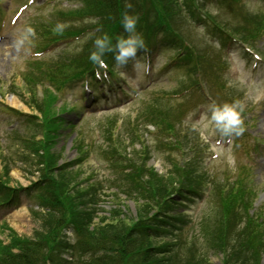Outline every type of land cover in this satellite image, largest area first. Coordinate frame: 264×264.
Masks as SVG:
<instances>
[{"label":"rangeland","instance_id":"obj_1","mask_svg":"<svg viewBox=\"0 0 264 264\" xmlns=\"http://www.w3.org/2000/svg\"><path fill=\"white\" fill-rule=\"evenodd\" d=\"M224 1L226 0H214L207 8L216 13L217 7L228 18L240 14L239 9L230 5V1ZM244 4L250 12L264 14L263 0H246ZM78 6L79 1L75 0H0V180L7 187L0 192V201L3 199V192L10 193V198L0 203V242L3 243H7L14 235L32 237L42 227L41 215L44 210L38 205L37 189L30 186V182L38 179L40 166L33 153L25 151L23 145L12 139V135L15 131L21 135L36 134L30 129L32 126L19 115L32 111L27 102L30 94L26 88L25 75L34 73L38 64H46L51 56L65 48L63 44L51 51L44 46L50 38L62 35L60 30L65 31L64 28L75 25L60 15ZM201 17L203 16H198V21L195 17H187L184 28L190 33L189 43L196 45L198 52L208 57L206 77L180 98H173L171 95L175 89L183 91L190 86L189 72L179 63L176 50L163 46L161 39L155 41L157 49L148 57L151 70L147 75L134 71V61L129 60L123 66L114 64L117 75L112 79L110 87L104 86V93L96 88L95 96L88 97L91 92L83 93L81 80L65 86L59 92L61 98L57 105H68L70 112L67 119L70 125L61 132L55 149L64 159H74L76 149L73 142L80 133L84 148L82 153L85 154L78 165L79 181L92 178L91 182L100 183L97 185L99 200L104 205L103 202L98 204L100 207L103 205L97 211L98 217H111V214H103V209L110 213L112 205L118 200L120 203L121 199H125L124 203L135 215L134 202L128 201L116 189H107L111 184H104V181L113 179L119 173L122 163L137 157L140 150L147 149L150 152L147 164L162 175H166L177 162L187 161V150L184 155L169 149V143L175 138L174 134L158 131L143 122L142 115L147 109L168 111L175 123V117H180V132L187 134V146L194 149L195 156L191 154L190 157H195L199 162L205 176L204 184L209 188L211 181L219 186L224 185L227 180L231 183L239 176L246 178L241 175H244L242 169L247 170L246 173L252 179L251 184L244 186L253 188L250 205L255 213L264 215V38L256 44L254 52L260 55V60H256L247 56L248 52L239 45L226 44L225 38L210 28ZM64 22L67 24L64 25ZM58 24L61 25L60 28H57ZM25 26H31L35 35L17 48L15 41ZM84 41L85 39H76L70 42L67 50L81 46ZM43 47L44 50H38ZM137 58L146 59L144 56ZM131 77L134 79H130ZM181 83L184 85L183 89ZM107 89L109 93H105ZM36 94L39 97L43 95L40 85L36 86ZM207 94L211 99L206 97ZM233 101H238L243 109L241 119L244 130L240 135L224 137L211 127H203L204 117L211 104ZM11 102L18 103L21 108L13 107ZM178 136L182 135L178 133ZM128 172L129 170H123L118 178ZM126 184L130 185L129 182ZM205 185L200 191L184 198L183 205L179 204L180 207L176 210L184 213L183 224L173 220L176 226L182 227L183 237L181 235V238L171 240L174 251H170L167 257L168 264H188L186 261L191 255H196V258L190 263L198 259L193 264H223L224 256L211 247L212 242L217 241L215 226L219 219L224 221V228L226 223V227L233 229L229 231V235L222 234L227 246H231L230 260L234 257L237 259L236 264H241L243 257L248 259L250 253L246 246L241 245L248 242L254 251L261 250L259 264H264V246L261 243L262 240L264 244V220L258 218L262 238L256 237L254 230H246L245 220L225 222V212L223 213V209L221 212L219 210V197L217 199L214 193L206 190ZM230 186L235 187L234 184ZM100 187L103 189H99ZM177 202H181L180 198ZM248 232L251 234L248 235ZM240 234L246 236L237 240ZM73 240L69 238L71 243ZM63 256L68 257L67 254Z\"/></svg>","mask_w":264,"mask_h":264},{"label":"trees","instance_id":"obj_2","mask_svg":"<svg viewBox=\"0 0 264 264\" xmlns=\"http://www.w3.org/2000/svg\"><path fill=\"white\" fill-rule=\"evenodd\" d=\"M75 1H79V7L60 15L75 25L64 28L65 31L60 30L62 35L50 38L47 45L54 44L55 47L57 42L73 38H83L85 41L77 49L61 50L51 56L46 64H38L34 73L25 75L26 88L30 94L27 102L37 113L25 115L24 118L36 134L28 136L14 132L12 135V139L23 145L25 151L33 153L40 166L38 179L31 182L30 186L37 189L38 205L44 210L41 215L42 227L32 237L14 235L7 243L0 242V264H168L167 257L170 251H174L171 240L183 234L182 227L176 226L173 220L183 224L184 213L176 210L180 207L179 204L183 205L184 198L200 191L205 185V176L199 162L193 157L194 149L187 146L189 138L186 133L180 132V117H175V123L172 122L170 112L147 109L142 120L158 131L174 134L175 138L169 143V149L184 155L187 150V161L177 162L166 175H162L147 164L150 152L147 149L140 150L137 157L122 163L119 173L113 179L104 181V184H111L107 189H116L128 201L134 202L135 215L124 203L125 199H121L120 203L117 199L118 202L112 205L110 213L103 209V214H111V217H98L97 211L104 205L99 200L97 185L100 183L91 182L92 178L79 181L78 165L85 154L82 153L84 148L80 133L73 142L77 152L74 159H64L55 149L61 132L70 125L65 117L70 112L68 105L56 106L58 94L65 86L80 80L89 89L106 83L110 85L117 75L113 68L116 63L113 54L105 53L104 66L90 61L89 54L94 50L93 41L97 36L107 33L114 41L117 36L127 35L120 24L121 14L125 11L138 17L136 30L142 35L145 47L137 55L150 54L151 48L157 45V39H161L163 46L176 50L179 63L189 72L190 86L183 91H189L203 81L208 66L207 55L198 52L196 45L188 41L190 33L184 28L187 17H195L198 21V16H203L201 19L224 40L239 42L254 50L256 43L264 36V14L247 10L244 0H226L240 11L234 18L225 17L224 12L217 7L216 13L210 11L207 6L214 0ZM63 24L66 25L67 22ZM37 85L42 86V97L36 94ZM180 86L183 89V83ZM183 91L175 89L173 95ZM178 133L182 136H178ZM38 135L41 138L37 139ZM191 154L193 156L190 157ZM123 170L129 172L118 178ZM4 171H7L6 167ZM127 182L130 183L129 186ZM210 183L211 188L206 185L205 188L214 193L217 199L219 197V210L221 212L223 209V213L225 212V222L245 220L246 230L252 229L256 237L262 238L258 218L264 220V215H258L252 210L250 197L253 188L244 186L251 184L250 178L239 176L235 181L230 183L227 180L224 185L219 186L213 181ZM231 184L235 187L230 186ZM6 189L4 182L0 180V192ZM9 198V191L3 192L0 203ZM178 198L181 202H177ZM101 202L102 207L98 205ZM96 219L97 222H94ZM217 224V241L212 242L211 247L224 256L223 264H236V258L233 257L234 263L233 258L230 260L231 246H227L222 235H229V231L233 229L226 227V223L224 228L222 219ZM68 228L75 236L72 244L66 241L64 235ZM245 236L240 234L237 240L244 239ZM261 243L264 246L262 240ZM241 245L246 246L250 253L248 259L242 258L241 264H259L261 250L254 251L248 242ZM63 254H67L70 260L64 258ZM189 258L186 261L188 264L198 260L190 263L196 255ZM201 263L204 262L201 260Z\"/></svg>","mask_w":264,"mask_h":264},{"label":"clouds","instance_id":"obj_3","mask_svg":"<svg viewBox=\"0 0 264 264\" xmlns=\"http://www.w3.org/2000/svg\"><path fill=\"white\" fill-rule=\"evenodd\" d=\"M137 21L136 15L123 12L120 24L127 35L117 36L114 41L107 33L97 36L93 41L94 50L90 52L89 60L104 66L103 57L105 53H112L117 65L123 66L128 64L129 60H133L134 71L147 75L151 70L150 62L146 59L137 58V52L145 47L142 35L136 30ZM60 27L61 25L58 24L57 28ZM34 35V29L31 26H25L15 41L17 48L29 42ZM130 79H134V77ZM242 110L238 101L222 104L213 103L209 106L208 113L204 117L203 127L205 129L211 127L224 137L238 136L244 130L241 119Z\"/></svg>","mask_w":264,"mask_h":264},{"label":"bare ground","instance_id":"obj_4","mask_svg":"<svg viewBox=\"0 0 264 264\" xmlns=\"http://www.w3.org/2000/svg\"><path fill=\"white\" fill-rule=\"evenodd\" d=\"M11 105L17 109L21 108V105H19L18 103H14V102H11ZM263 123H264V117H263ZM264 125V124H263Z\"/></svg>","mask_w":264,"mask_h":264}]
</instances>
